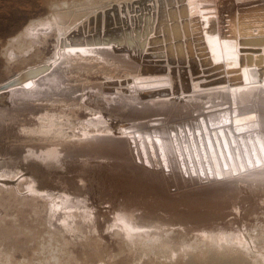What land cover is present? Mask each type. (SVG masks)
<instances>
[{
    "label": "bare ground",
    "instance_id": "bare-ground-1",
    "mask_svg": "<svg viewBox=\"0 0 264 264\" xmlns=\"http://www.w3.org/2000/svg\"><path fill=\"white\" fill-rule=\"evenodd\" d=\"M45 4L7 45L54 41L0 84V220L43 212L48 264H264V0Z\"/></svg>",
    "mask_w": 264,
    "mask_h": 264
},
{
    "label": "rangeland",
    "instance_id": "rangeland-1",
    "mask_svg": "<svg viewBox=\"0 0 264 264\" xmlns=\"http://www.w3.org/2000/svg\"><path fill=\"white\" fill-rule=\"evenodd\" d=\"M47 1L48 0H0V84L8 80L9 77H13L17 72L24 70L27 67L39 64L52 55L54 41L51 39H47L46 43L39 46L38 50L33 54L26 52L21 55L20 58L16 60V62L13 61L11 64L8 62L7 57L10 55L6 52L8 49L7 45L9 40H15L16 36H20L24 28L28 26L31 21L43 18L47 12L45 4ZM101 78L102 77L100 76L89 75L88 79L100 80ZM71 112L73 114L72 116H74L73 118H76L79 121H85L86 119H89V115L85 112H80L77 110H72ZM103 112L106 113V111ZM7 121H10V117L7 118ZM7 127L9 130L12 125L7 124ZM69 128H73L75 131L77 128L80 129V126L71 124ZM19 184H21V187H19L18 190L23 192V182H19ZM18 205L20 207H18ZM5 207L11 216L10 218L7 217L5 221L4 219H2L3 221L0 220V232L2 233L0 235V264H22V261L26 262L25 264H48L45 263L43 256L41 257L34 255L36 252L40 251L39 243L44 238L43 236H45V232H43L47 227L46 218L44 216L45 214L43 212L36 214V212H33V210H29L27 207L24 208L22 205H20V203L18 204L17 202H10L9 204H6ZM22 209L24 210L23 212L21 211ZM14 224L19 226L12 228ZM20 227L21 230H31L29 235L33 238H25L23 235L18 236L19 233L17 234L16 230H20ZM5 232L8 235H6ZM9 234L12 236L9 237ZM108 243L114 245L116 251L118 250V244L115 243L114 237L108 235ZM9 256L12 259L9 258ZM78 258L80 257H77V260ZM129 260L132 259L129 258ZM162 261V259H154L153 261L149 262V264H163ZM90 263L97 264L95 258L93 257L88 258L87 262L82 258L76 264Z\"/></svg>",
    "mask_w": 264,
    "mask_h": 264
},
{
    "label": "water",
    "instance_id": "water-1",
    "mask_svg": "<svg viewBox=\"0 0 264 264\" xmlns=\"http://www.w3.org/2000/svg\"><path fill=\"white\" fill-rule=\"evenodd\" d=\"M100 36L102 37H106V32L103 31L102 35L100 34ZM101 38V37H100Z\"/></svg>",
    "mask_w": 264,
    "mask_h": 264
},
{
    "label": "snow or ice",
    "instance_id": "snow-or-ice-1",
    "mask_svg": "<svg viewBox=\"0 0 264 264\" xmlns=\"http://www.w3.org/2000/svg\"><path fill=\"white\" fill-rule=\"evenodd\" d=\"M89 46H91V45H89ZM105 46H107V45H105Z\"/></svg>",
    "mask_w": 264,
    "mask_h": 264
}]
</instances>
